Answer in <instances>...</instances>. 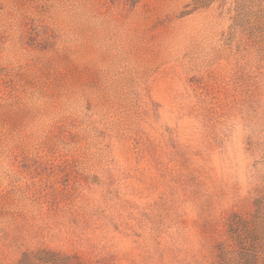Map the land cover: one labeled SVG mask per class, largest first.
Instances as JSON below:
<instances>
[{
	"label": "rangeland",
	"instance_id": "374dc122",
	"mask_svg": "<svg viewBox=\"0 0 264 264\" xmlns=\"http://www.w3.org/2000/svg\"><path fill=\"white\" fill-rule=\"evenodd\" d=\"M0 264H264V0H0Z\"/></svg>",
	"mask_w": 264,
	"mask_h": 264
}]
</instances>
